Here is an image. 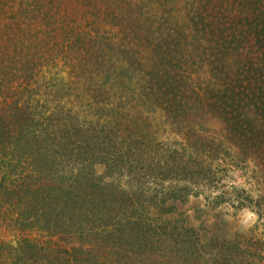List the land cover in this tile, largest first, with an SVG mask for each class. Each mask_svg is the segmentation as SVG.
Segmentation results:
<instances>
[{
    "label": "trees",
    "instance_id": "16d2710c",
    "mask_svg": "<svg viewBox=\"0 0 264 264\" xmlns=\"http://www.w3.org/2000/svg\"><path fill=\"white\" fill-rule=\"evenodd\" d=\"M181 1L0 0V264H264V0Z\"/></svg>",
    "mask_w": 264,
    "mask_h": 264
},
{
    "label": "rangeland",
    "instance_id": "374dc122",
    "mask_svg": "<svg viewBox=\"0 0 264 264\" xmlns=\"http://www.w3.org/2000/svg\"><path fill=\"white\" fill-rule=\"evenodd\" d=\"M192 2L193 0H182L180 6H177L178 10H180V14L183 17L187 15L186 13L193 11L191 10L193 9L191 4ZM222 28H220L217 35L221 33ZM210 39L214 40L212 36L210 37ZM230 64H235V63L232 62ZM63 69L64 68H60V67L59 68L49 67V68H44L43 70V74L41 76L42 78H46V81L50 79L51 82H52V78H55L58 82V85L56 87L49 88L48 90V92L53 91L54 96L60 93V90L63 87V86L61 87L62 81L63 82L67 81V75H66L67 72H63ZM194 77L195 76L193 75V78ZM217 127L219 126L217 125ZM166 134H170L169 130H167ZM168 136L171 137V139L175 137L174 135L173 136L168 135ZM98 170L102 172L103 168L98 167ZM235 176H236L235 182L234 181L231 182V185H235L238 187L244 186V179L239 178V175H235ZM211 190L213 192L215 191L213 189ZM207 194H209V192H206L204 195H201L199 197L190 196L186 204L181 206L176 214V216L183 217V219L187 221L189 227H193L196 230H198L199 235L201 236L200 237L201 240L204 241L205 243L208 242L209 237H213L214 235H218L219 238L221 239L224 238L232 239L235 233H240V231L250 230L257 225L256 215L250 212L249 210L234 211L226 206V208L223 209L222 211L223 214L222 213L218 214L217 210L210 211V209L207 207V203L205 200V196ZM258 228H259V234H264V225H259ZM207 253L209 254L210 250H207Z\"/></svg>",
    "mask_w": 264,
    "mask_h": 264
}]
</instances>
